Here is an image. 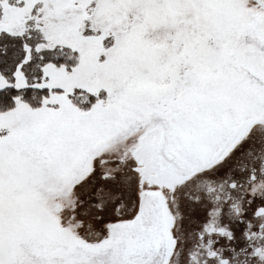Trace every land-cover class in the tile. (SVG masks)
<instances>
[{"label": "rangeland", "instance_id": "rangeland-1", "mask_svg": "<svg viewBox=\"0 0 264 264\" xmlns=\"http://www.w3.org/2000/svg\"><path fill=\"white\" fill-rule=\"evenodd\" d=\"M0 6V37L80 54L71 72L46 66L40 86L111 95L88 116L63 96L49 100L58 109L20 104L0 115V264H163L174 255L173 223L159 195L147 190L141 205H122L130 188L136 196L140 190L127 159L138 139L159 126L173 163L189 173L234 133L247 106L244 86L259 81L235 66L225 47L242 40L262 55L264 67V40L251 35L247 1L0 0ZM10 85L0 77V90ZM14 86H26L20 73ZM198 100L211 107L198 113ZM105 174H116L125 195L119 211L104 203L98 215L116 220L67 217L79 209L82 186V214L97 210L86 196L105 186Z\"/></svg>", "mask_w": 264, "mask_h": 264}, {"label": "flooded vegetation", "instance_id": "flooded-vegetation-1", "mask_svg": "<svg viewBox=\"0 0 264 264\" xmlns=\"http://www.w3.org/2000/svg\"><path fill=\"white\" fill-rule=\"evenodd\" d=\"M246 1L251 35L263 43L264 0ZM225 51L235 66L259 84L244 86L245 114L234 133L213 150L211 159L198 170L181 172L165 155L167 131L159 126L138 139L127 159L134 164L140 190L136 196L130 188V202L122 205L129 210L137 200L141 205L140 192L147 190L159 195L173 223L174 255L163 264H264V67L258 63L263 57L247 50L242 40L229 43ZM237 67L234 70L239 71ZM202 96L212 104L209 95ZM209 107L198 100V113ZM155 174L157 178H152ZM172 174L180 179H172ZM111 176L103 178L115 181V175ZM110 190L98 187L99 210L107 201L116 205L123 199Z\"/></svg>", "mask_w": 264, "mask_h": 264}, {"label": "trees", "instance_id": "trees-1", "mask_svg": "<svg viewBox=\"0 0 264 264\" xmlns=\"http://www.w3.org/2000/svg\"><path fill=\"white\" fill-rule=\"evenodd\" d=\"M2 16L3 7L0 6V18ZM26 45L31 47L29 51H27L28 48ZM79 60L80 54L69 47H48L47 45L41 46L39 42L31 45L30 43L26 42L23 37H11L8 34L3 33L0 37V77L5 78L11 85L0 90V115L7 114L16 110L20 104H24L33 110H41L46 108L58 109L57 105H52L49 103V100L54 96L66 97L71 107L73 109H76L81 115H90L93 108L97 104L101 102H107V100L111 97L109 93H107L106 91L89 93L81 88H76L73 92L67 93L62 90L49 89L47 87L40 86L41 78L43 76V69L46 66L53 65L56 68H64L67 71L71 72L78 66ZM18 73H20L21 77L26 82V86L24 88L14 86V83L17 84L18 81ZM114 175L113 176L116 178L115 181L107 179L108 182L112 184V186H110L109 183L106 182L105 188H111L112 190L110 191L118 194V187L120 185L117 179L119 178L116 177V174ZM98 176L99 175L97 172L96 177H92L93 179L90 180L91 183H89V188H95V180L98 179ZM103 176L110 177L111 174L102 175L100 178H102ZM113 176H111V178ZM117 185L118 187H116ZM115 188H117V191H115ZM85 192V188H83V186L80 187L81 200L78 204L79 209H77L75 213H68L67 217L74 215L76 216L75 218L85 220L87 221L86 223L93 224V222L98 221L102 218H100V216L98 215L100 212V200L97 196V191H95L94 189L93 191L91 190L92 193L89 196H86V200L93 202L94 207H96L97 210H95L94 208L87 211L84 210L86 214H82L83 210L81 209V207L83 206V198H85L83 194ZM124 195L125 194H122V198ZM107 205L113 210L114 213L116 207L120 206V203L119 205H115L110 201H107ZM106 219L116 220L112 217H108ZM92 224L90 226H92Z\"/></svg>", "mask_w": 264, "mask_h": 264}, {"label": "water", "instance_id": "water-1", "mask_svg": "<svg viewBox=\"0 0 264 264\" xmlns=\"http://www.w3.org/2000/svg\"><path fill=\"white\" fill-rule=\"evenodd\" d=\"M157 175H158V174H155L152 178H157ZM171 178L174 179V180H179V179H180V178H179L177 175H175V174H172V175H171ZM185 180H186V179H185ZM143 182H144V179L141 180V183H143Z\"/></svg>", "mask_w": 264, "mask_h": 264}, {"label": "crops", "instance_id": "crops-1", "mask_svg": "<svg viewBox=\"0 0 264 264\" xmlns=\"http://www.w3.org/2000/svg\"><path fill=\"white\" fill-rule=\"evenodd\" d=\"M173 134V133H172ZM169 136H171V133H170V135ZM168 139V138H167ZM169 140V139H168ZM165 155H166V157H167V159L168 160H170V161H172V157H171V153L170 152H168L167 150L165 151ZM173 162V161H172ZM118 164H122V163H118ZM124 169V168H123Z\"/></svg>", "mask_w": 264, "mask_h": 264}]
</instances>
